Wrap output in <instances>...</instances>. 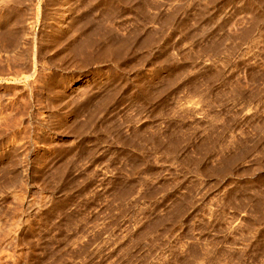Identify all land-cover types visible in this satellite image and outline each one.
Listing matches in <instances>:
<instances>
[{
  "label": "rangeland",
  "instance_id": "rangeland-1",
  "mask_svg": "<svg viewBox=\"0 0 264 264\" xmlns=\"http://www.w3.org/2000/svg\"><path fill=\"white\" fill-rule=\"evenodd\" d=\"M0 264H264V0H0Z\"/></svg>",
  "mask_w": 264,
  "mask_h": 264
}]
</instances>
